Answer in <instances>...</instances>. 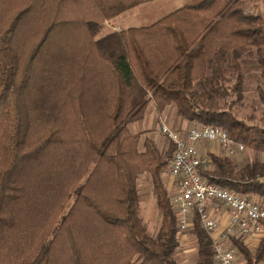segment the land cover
Returning <instances> with one entry per match:
<instances>
[{
	"label": "trees",
	"instance_id": "1",
	"mask_svg": "<svg viewBox=\"0 0 264 264\" xmlns=\"http://www.w3.org/2000/svg\"><path fill=\"white\" fill-rule=\"evenodd\" d=\"M154 0H0V264H179L177 211L163 149L132 125L154 104L218 126L264 156V116H240L247 86L264 103V19L249 0H189L146 26L98 37ZM148 174L157 238L140 216ZM204 178L264 202V159L209 154ZM264 207V205H261ZM196 264H216L198 217ZM246 264L264 262L243 237Z\"/></svg>",
	"mask_w": 264,
	"mask_h": 264
},
{
	"label": "built area",
	"instance_id": "2",
	"mask_svg": "<svg viewBox=\"0 0 264 264\" xmlns=\"http://www.w3.org/2000/svg\"><path fill=\"white\" fill-rule=\"evenodd\" d=\"M165 136L176 146L170 164V176L177 181L173 204L177 211L180 234L191 230L198 217L202 228L213 242L216 264H237L234 238H264V207L243 195L208 182L201 168L209 162L207 152L201 148L216 144L235 156L245 146L234 141L228 132L218 126L192 127L184 132L161 126ZM220 202L228 211V222L221 227L210 206Z\"/></svg>",
	"mask_w": 264,
	"mask_h": 264
},
{
	"label": "rangeland",
	"instance_id": "3",
	"mask_svg": "<svg viewBox=\"0 0 264 264\" xmlns=\"http://www.w3.org/2000/svg\"><path fill=\"white\" fill-rule=\"evenodd\" d=\"M249 1L252 7V12L261 14L264 19V0ZM187 2H189V0H154L152 2L141 4L114 19L106 21L101 30L97 31L98 37L112 31H119L129 27L150 25L174 10L182 7ZM258 85H260V83L256 80L248 84L245 105L240 109V116L244 117L248 115H255L257 122L262 116H264V103L258 94ZM262 88H264V84H262ZM163 124H166L171 130L177 132H184L192 127L200 126L197 123L188 122L178 117L175 106H171L170 111L166 108L165 111L159 112L155 105L151 104L147 109L144 121L140 124L132 125L130 128L133 132H144V138L149 137L153 139L160 149H163L169 142L168 138L161 130V126ZM218 148L219 152L214 151L215 155H228L227 151H225L222 147ZM211 151V147L207 146L208 156ZM233 157L239 164H244L246 161H252L257 158L264 159V156H260L248 149H245L244 152ZM164 180L171 197H173L177 192V181H174V179L170 176V172L164 176ZM138 190L141 197L140 216L148 232L153 238H157L160 233L162 217L156 198L153 194L151 177L147 173L139 178ZM252 200L260 205H264V202L258 198H253ZM191 230L184 234H179L181 244L176 252V259L179 264H196L197 244L192 235H190ZM258 242L260 243V241ZM258 242L247 244L248 250L251 253H255L258 249ZM237 264H246V261L239 252H237Z\"/></svg>",
	"mask_w": 264,
	"mask_h": 264
},
{
	"label": "crops",
	"instance_id": "4",
	"mask_svg": "<svg viewBox=\"0 0 264 264\" xmlns=\"http://www.w3.org/2000/svg\"><path fill=\"white\" fill-rule=\"evenodd\" d=\"M170 110H171V106L168 107V111H170ZM135 132H139V131H135ZM207 146H208V147H209V146L211 147V150H212V151H211L210 153L215 154L216 151L219 152V148H218V147H220V146H218V145H216V144H213V143H211V144H207V145H204L201 149H202L203 151L206 149L205 151L207 152ZM216 148H218V149H216ZM220 148H221V147H220ZM214 151H215V152H214ZM216 154H217V153H216ZM174 181H176V180L174 179ZM210 208H211V210H212L214 216L218 219V221H219L221 227L226 226V224H227V222H228V211H227V209L222 205V203H220V202H213V203L211 204ZM261 240H262V238H249V239H245V242H246V244H253L254 242L256 243V242L261 241ZM258 243H259V242H258ZM237 252H238V250H237ZM262 264H264V262H263Z\"/></svg>",
	"mask_w": 264,
	"mask_h": 264
}]
</instances>
